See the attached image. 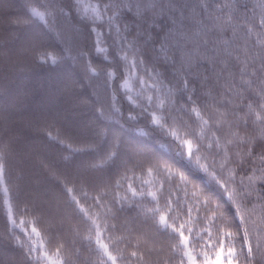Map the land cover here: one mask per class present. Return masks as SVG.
Masks as SVG:
<instances>
[{
  "label": "snow or ice",
  "instance_id": "obj_1",
  "mask_svg": "<svg viewBox=\"0 0 264 264\" xmlns=\"http://www.w3.org/2000/svg\"><path fill=\"white\" fill-rule=\"evenodd\" d=\"M14 7L0 0V264H264V0Z\"/></svg>",
  "mask_w": 264,
  "mask_h": 264
},
{
  "label": "trees",
  "instance_id": "obj_2",
  "mask_svg": "<svg viewBox=\"0 0 264 264\" xmlns=\"http://www.w3.org/2000/svg\"><path fill=\"white\" fill-rule=\"evenodd\" d=\"M13 4H14V8L13 11H19V6L22 5L25 0H12ZM69 70L68 65H62L60 67H54V68H48V67H44V68H40L37 69L34 77H33V84L37 87V89H39V86L42 83H48L50 84L52 81L54 80H58L60 78H62V76ZM40 95H46V93L44 92L43 89H41L40 91ZM53 135H56L55 130H51ZM163 141L161 140V138L156 135L150 138L149 143L153 146H157V144L162 143ZM144 179L148 180V181H154L155 180V176H148V175H144ZM207 182V180L205 179V183ZM6 212V209L3 207L2 204H0V232L3 231L4 229V220L2 218V214ZM13 213L15 214V209H13ZM23 219H28V217H22ZM205 239L207 240L208 238L205 237ZM43 247L46 249H52V253H54V244H49L47 239H43ZM214 243V240L209 241L208 243V247L206 249H204L205 251L208 252V255H214L215 250L212 247V244ZM197 251H201V247L198 246Z\"/></svg>",
  "mask_w": 264,
  "mask_h": 264
},
{
  "label": "rangeland",
  "instance_id": "obj_3",
  "mask_svg": "<svg viewBox=\"0 0 264 264\" xmlns=\"http://www.w3.org/2000/svg\"><path fill=\"white\" fill-rule=\"evenodd\" d=\"M23 219V218H22ZM40 243L42 244V246H43V242H42V240L40 241ZM53 255H54V253H52ZM209 256V259H214L215 258V256L214 255H208Z\"/></svg>",
  "mask_w": 264,
  "mask_h": 264
}]
</instances>
